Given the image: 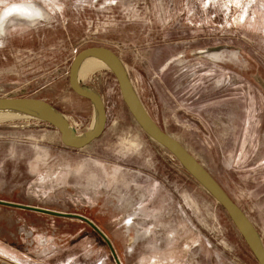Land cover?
<instances>
[{
  "label": "rangeland",
  "instance_id": "1",
  "mask_svg": "<svg viewBox=\"0 0 264 264\" xmlns=\"http://www.w3.org/2000/svg\"><path fill=\"white\" fill-rule=\"evenodd\" d=\"M88 47L114 53L152 122L208 171L264 248V0H0V98L42 100L75 135L90 131L94 106L69 85ZM80 81L103 100L102 133L72 148L46 119L0 121V200L88 217L121 264H259L227 210L144 131L112 69ZM0 253L115 264L80 220L2 205Z\"/></svg>",
  "mask_w": 264,
  "mask_h": 264
},
{
  "label": "water",
  "instance_id": "2",
  "mask_svg": "<svg viewBox=\"0 0 264 264\" xmlns=\"http://www.w3.org/2000/svg\"><path fill=\"white\" fill-rule=\"evenodd\" d=\"M100 53L107 58L109 67L112 69L118 86L121 92V97L129 108V110L134 114V116L139 121L140 125L143 127L144 131L155 141L164 146L171 154H173L184 166L185 168L208 190V192L222 205V207L227 210L232 220L238 227V230L244 239L249 250L257 260L259 264H264V248L256 235L252 224L246 218L244 213L240 210L238 206L229 198V196L224 192V190L218 185L214 178L208 173V171L174 138L160 129L155 125L140 102L134 99V93L130 86L126 70L120 63L118 58L113 52L104 47H88L80 52H78L69 68V85L70 88L78 95L87 98L91 101L94 106L95 111L98 116V123L93 131H88L86 134L79 139H73L66 124L55 114L54 108H52L48 103L33 98H0V105H30L36 109L44 112L48 116L49 122L57 128L60 133V140L63 145L72 148L82 147L95 138H97L103 131L106 121V113L104 108L103 100L95 92L87 90L81 87L77 80V70L80 62L85 57L93 54ZM0 205L8 206L21 210H30L38 213L48 214L55 217L62 218H74L85 223L90 229H92L107 245L109 252L115 262V264H121L118 259L116 252L112 246V243L108 236L88 217L75 212H61L51 209H46L37 206H31L16 202H10L5 200H0Z\"/></svg>",
  "mask_w": 264,
  "mask_h": 264
},
{
  "label": "bare ground",
  "instance_id": "3",
  "mask_svg": "<svg viewBox=\"0 0 264 264\" xmlns=\"http://www.w3.org/2000/svg\"><path fill=\"white\" fill-rule=\"evenodd\" d=\"M106 66H109L107 58L100 53H93L85 57L84 59H82V61L80 62L78 66V70H77V80H78L79 85L87 90H90L89 88L85 87L86 85L83 86L82 85L83 83L80 84L81 82L80 78L92 70H95L101 67H106ZM134 99H137L135 95H134ZM54 112L66 124L70 132V135L73 139L82 138L86 134L85 132L79 136L75 135L70 125L67 124L66 121L64 120L63 116L56 110H54ZM18 117H23V118L24 117H35V118H41V119H48V116L44 112L30 105H24V104L22 105H0V121L1 122L4 120H8V119L10 120L12 118H18ZM97 123H98V116H97V112L94 111V118L92 121L90 131H93L96 128Z\"/></svg>",
  "mask_w": 264,
  "mask_h": 264
},
{
  "label": "crops",
  "instance_id": "4",
  "mask_svg": "<svg viewBox=\"0 0 264 264\" xmlns=\"http://www.w3.org/2000/svg\"><path fill=\"white\" fill-rule=\"evenodd\" d=\"M0 264H21L20 262L16 261L15 259L8 258L0 253Z\"/></svg>",
  "mask_w": 264,
  "mask_h": 264
}]
</instances>
